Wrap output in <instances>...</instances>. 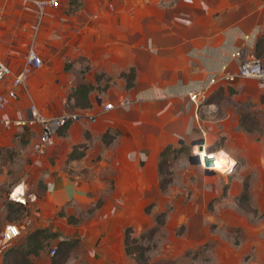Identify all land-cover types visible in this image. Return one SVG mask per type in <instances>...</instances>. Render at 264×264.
Returning <instances> with one entry per match:
<instances>
[{
	"label": "crops",
	"instance_id": "1",
	"mask_svg": "<svg viewBox=\"0 0 264 264\" xmlns=\"http://www.w3.org/2000/svg\"><path fill=\"white\" fill-rule=\"evenodd\" d=\"M263 38L264 0H59L40 19L33 0H0V60L11 69L0 93L12 88L30 45L42 59L0 111V149L17 147L30 159H21L25 170L9 183L10 198L17 189L20 201H14L26 207L23 220L33 230L55 233L50 244L57 241L56 247L74 242L64 262L78 242L94 253L89 264L124 256L126 223L167 192L159 187L167 147L182 150L179 159L190 163L202 141L233 161L249 154L234 137L264 133V87L255 79L218 80L199 98L200 106L189 98L211 77L236 71L238 50L264 62V42L257 46ZM131 69L128 84L123 75ZM80 85L89 87L84 99L90 106L77 104ZM30 103L46 115L74 109L82 117L59 128L39 154L33 148L38 126L2 125L5 118L25 116ZM107 103L113 107L103 110ZM218 137L223 143L216 148ZM113 213L121 214V233L112 237ZM84 214L88 220H80ZM85 227L92 232L66 237ZM104 242L107 247L98 250ZM52 257L42 250L29 258L52 264Z\"/></svg>",
	"mask_w": 264,
	"mask_h": 264
},
{
	"label": "rangeland",
	"instance_id": "2",
	"mask_svg": "<svg viewBox=\"0 0 264 264\" xmlns=\"http://www.w3.org/2000/svg\"><path fill=\"white\" fill-rule=\"evenodd\" d=\"M260 125L263 127L262 121ZM218 138L220 142L214 147L223 143V137ZM233 142L247 145L249 154L232 157L234 163L226 171L205 173L199 164L180 160L181 153L166 159L165 169L170 171V182L163 191L164 194L167 191L166 194L134 215L133 222L126 223L133 229L132 236L140 238L134 246L138 252L144 253L146 264H264V167L261 165L264 133L234 137ZM260 146L263 150L258 152ZM9 149L0 153V222L1 219L5 222L8 212L15 209L19 217L15 213L11 216L16 218L13 223L18 225L20 236L5 249V253L22 244L34 229L29 219L23 220L25 211L19 213L18 206L9 207L10 203L17 204L14 200L20 201L15 197L17 189L11 195L13 199L10 198L9 183L25 170V162L30 163L29 158L25 160L27 156L19 155L17 147ZM221 149L228 152L224 147ZM245 181L248 183L246 201L240 197ZM119 216L121 214L116 213L110 216L111 223H115L110 228L112 237L121 233L117 226ZM49 219L46 214L43 221L48 224ZM85 219H89L88 214L80 217V220ZM72 220L78 221L76 218ZM92 229H76L72 236L66 234V237H80L85 232L91 233ZM53 244L56 247L57 241H52L45 249L49 257H52L49 253ZM106 247L104 242L97 249ZM76 249L64 264H89V260L94 259L87 244L78 242ZM121 254L116 256L113 264H138L132 257ZM3 263V255H0V264Z\"/></svg>",
	"mask_w": 264,
	"mask_h": 264
},
{
	"label": "built area",
	"instance_id": "3",
	"mask_svg": "<svg viewBox=\"0 0 264 264\" xmlns=\"http://www.w3.org/2000/svg\"><path fill=\"white\" fill-rule=\"evenodd\" d=\"M34 5L38 10L39 19L42 17L45 8L52 7L57 8L59 6V0H33ZM234 56L239 60L237 64L236 71L232 73L222 72L219 76L211 77L208 82L203 86L202 89L189 93V98L196 105L200 106L199 98L203 96L206 89H208L212 84H215L218 80H225L228 82H233L237 78L244 79H255L264 87V62L259 58L250 56L238 50L234 53ZM42 65V59L39 56L34 45H30L25 56L24 65L21 71L13 78L12 88L6 93H0V111L4 110L9 103L16 99L17 95L15 92V87L20 84H24L28 79L29 73L32 68H38ZM10 67L0 60V81L10 76ZM126 98L122 99V103H127ZM113 107L112 103H107L103 106V110H110ZM82 117V114L74 109H67L57 115H46L39 111L35 104L30 103L27 107V114L20 118L2 120V125L4 127H39V137L38 141L34 144V150L39 153H46L48 148L53 144L54 137L59 128L63 127L69 121H78ZM94 117L90 120L94 121ZM215 151H208L204 145L202 149L196 146L192 150V155L197 157L198 164L205 171H226L234 163L230 159L223 157V161H220V157ZM261 165L264 167V156L261 158ZM12 195V194H11ZM12 198V196H11ZM20 236V229L16 223L7 222L5 223L2 233H1V246L0 252L11 245V243ZM56 247H53L50 251L51 255H54Z\"/></svg>",
	"mask_w": 264,
	"mask_h": 264
},
{
	"label": "trees",
	"instance_id": "4",
	"mask_svg": "<svg viewBox=\"0 0 264 264\" xmlns=\"http://www.w3.org/2000/svg\"><path fill=\"white\" fill-rule=\"evenodd\" d=\"M264 42V38L260 39L257 41V46ZM256 46V47H257ZM132 69L124 74L123 76L126 78L127 83H130V80L132 78ZM89 91V87L85 85H80L79 87L76 88L74 91L76 95V101L77 104L80 105H85L83 107H87L89 105V102L84 99ZM261 102L264 103V93L261 96ZM242 120V119H241ZM2 151H10L9 148L5 149H0V153ZM183 152L182 150L179 149H170V147H167L161 154V159L159 162V172L161 175L160 181H159V187L161 191H165L167 188V184L170 182V171L165 169L166 165V159L170 157L173 154H180ZM171 170V169H170ZM167 175L168 177H165ZM240 197L243 200H247L248 198V183L245 181L242 186V192L240 194ZM12 206H18L19 210L18 212L20 213L21 211H25L26 207L20 203L17 204H12L10 203L9 207L12 208ZM17 211L15 209L10 210L8 212L7 216V221L8 222H13L15 221L12 218V214H18L16 213ZM10 214V215H9ZM19 217V216H18ZM152 230L157 231V228H152ZM133 234V229L131 226L126 227L125 232H124V237H123V242H124V252L127 256L132 257L138 264H146L145 256L143 252H138L136 250L137 247L134 246L136 242L140 240V238L137 236H132ZM56 236L55 233L49 231L48 229H35L28 233L26 235V238L24 239L23 243L20 244L19 246L12 247L5 253V249L1 251L0 255H3L4 258V263L3 264H34L30 260V255H35L37 256L40 251L45 250L47 246L50 245V240L53 239ZM132 236V237H131ZM74 246V242H61L56 247L55 253L52 257V264H63L66 255L68 254L69 251L72 250Z\"/></svg>",
	"mask_w": 264,
	"mask_h": 264
},
{
	"label": "water",
	"instance_id": "5",
	"mask_svg": "<svg viewBox=\"0 0 264 264\" xmlns=\"http://www.w3.org/2000/svg\"><path fill=\"white\" fill-rule=\"evenodd\" d=\"M201 142H200V145H199L200 149H202V143ZM188 159H189L190 163H192V164H198L199 163L197 157H195L193 155H190ZM206 172L209 173V174H213L214 173L213 171H206Z\"/></svg>",
	"mask_w": 264,
	"mask_h": 264
},
{
	"label": "bare ground",
	"instance_id": "6",
	"mask_svg": "<svg viewBox=\"0 0 264 264\" xmlns=\"http://www.w3.org/2000/svg\"><path fill=\"white\" fill-rule=\"evenodd\" d=\"M217 154H220V153H217ZM220 155H222V159H223V157H225L223 154H220ZM218 156V155H217ZM219 157V156H218ZM220 158V161H223L222 159ZM228 158V157H227ZM228 159H230V158H228ZM231 161H232V159H230Z\"/></svg>",
	"mask_w": 264,
	"mask_h": 264
}]
</instances>
